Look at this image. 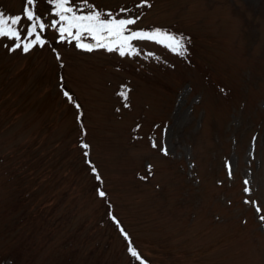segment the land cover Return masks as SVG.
I'll return each instance as SVG.
<instances>
[{"label":"rangeland","instance_id":"374dc122","mask_svg":"<svg viewBox=\"0 0 264 264\" xmlns=\"http://www.w3.org/2000/svg\"><path fill=\"white\" fill-rule=\"evenodd\" d=\"M65 7L0 0V264H264V0Z\"/></svg>","mask_w":264,"mask_h":264},{"label":"snow or ice","instance_id":"6c2138e0","mask_svg":"<svg viewBox=\"0 0 264 264\" xmlns=\"http://www.w3.org/2000/svg\"><path fill=\"white\" fill-rule=\"evenodd\" d=\"M144 2L146 3L147 0H144ZM33 3V0H27V4L31 5ZM68 3V0H56V4L58 9L61 12H71L72 9L71 8H67L65 7V5ZM25 16L27 17V19L29 21L33 20V13L29 10H25ZM68 20V17L64 16V15H60V21H66ZM21 22V18L19 16L17 17H7L4 14H0V37H8V38H12L16 41L20 40V33L18 31V29L12 27L14 25H17ZM86 22V23H85ZM135 19H119V20H112V19H100L98 14H89L86 16H76L73 17L72 20H69V27H64L61 26L59 31L61 32V34L65 33V32H69V34H71L70 32V28L72 27H76L79 28L81 25L85 28L86 31L91 32L94 28L100 30L101 32H107L108 39H114L116 41L119 40H124V41H128L131 39H154L157 36H161L163 35L164 38L169 41L170 43H168L166 46L169 47L170 49H172L173 51H177L179 52L181 49H184V43L182 41L181 38H177L175 36L169 35L167 33H161V31L159 29L154 30L151 33L148 32H143V31H133L131 32L130 36H123V31L124 26L126 25H133L135 23ZM118 27V31H113V27ZM40 29L43 30L44 25L40 24L39 25ZM52 27H56V22H54L52 24ZM35 28L36 25L33 24L29 29H28V35H32L35 32ZM81 33L79 31L76 32V36H80ZM104 37H102L103 39ZM41 42L40 37L37 35L36 39L34 41H32L31 43H26L23 45V51L24 52H28L29 48L32 46V44L34 43H38ZM162 41L157 40V43H161ZM78 47L80 46L79 44L77 45ZM100 46H105L103 43H101ZM16 47L19 48L21 47L20 43L16 44ZM89 50H91L89 48ZM109 51H114L116 49L109 47L108 48ZM186 51V49H184ZM120 51V55H125V50L123 48V46H121L119 48ZM65 95L67 96L68 94L65 93ZM121 96L124 97L125 99H127V93L126 92H121ZM154 147L156 145H153ZM84 148H87L88 145H83ZM93 172H95V169H92ZM97 179L99 180L100 177L97 176ZM249 183L248 181H245V184ZM245 192H248L249 189L247 187H245L244 189ZM99 195L103 198L106 194L103 191L99 192ZM247 202V201H246ZM258 213H260L262 210L260 208L256 209ZM260 219L262 222H264V216H260ZM129 252L134 256L137 257V253L130 247L129 248ZM138 258V257H137Z\"/></svg>","mask_w":264,"mask_h":264}]
</instances>
